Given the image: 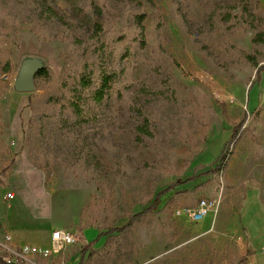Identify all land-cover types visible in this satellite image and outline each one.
I'll list each match as a JSON object with an SVG mask.
<instances>
[{
    "label": "rangeland",
    "instance_id": "374dc122",
    "mask_svg": "<svg viewBox=\"0 0 264 264\" xmlns=\"http://www.w3.org/2000/svg\"><path fill=\"white\" fill-rule=\"evenodd\" d=\"M32 57L49 71L18 92ZM260 67L264 0H0V229L107 236L79 248L86 264H264ZM104 68L117 77L99 102ZM203 198L220 204L194 222L182 210ZM72 247L37 260L73 264Z\"/></svg>",
    "mask_w": 264,
    "mask_h": 264
},
{
    "label": "built area",
    "instance_id": "2783aa9c",
    "mask_svg": "<svg viewBox=\"0 0 264 264\" xmlns=\"http://www.w3.org/2000/svg\"><path fill=\"white\" fill-rule=\"evenodd\" d=\"M8 196L14 198V194H9ZM219 204L218 199L203 198L199 201L196 208L182 211L192 221L198 222L205 219L211 211L216 210ZM85 245V239H79L78 234L66 228L54 229L48 246L19 244L14 242L11 234L5 233L0 235V258L7 264H39L37 259L51 258L56 256V254H61L68 247H85Z\"/></svg>",
    "mask_w": 264,
    "mask_h": 264
},
{
    "label": "trees",
    "instance_id": "16d2710c",
    "mask_svg": "<svg viewBox=\"0 0 264 264\" xmlns=\"http://www.w3.org/2000/svg\"><path fill=\"white\" fill-rule=\"evenodd\" d=\"M148 1H150V0H148ZM143 21H144V17H143V15H141L140 19H139V27H140L142 33L145 31L144 30L145 27L143 26ZM97 30L98 31L101 30V27L98 26ZM9 67H10V61H6L4 63V69H5L6 73H7V71H9ZM48 71H49L48 68L43 67L38 75H40V76L45 75V74H47ZM262 71H264V67H260L258 69V74H259L258 79L260 78ZM116 77H117L116 71H107V69H105V68L101 71L99 87L94 92V96H95L96 101L102 102L103 100H105V98H108L111 95V89L114 85ZM78 85H80L82 88H81V90H79L77 92H80L82 90H86L89 87H91V85H92L91 79H87V77L83 76L80 79ZM74 108L76 109V112H79V106L75 105ZM245 118H247V116ZM242 126H243L242 123L237 124L235 126L234 133H233L230 141L228 143H226L224 149L222 150L221 155L219 156V161H218L216 167L213 170H211V172L224 173L226 171L227 166H228V161H229L230 156H231V147L239 138L240 132L242 131ZM4 173H5V171H4ZM4 173H1V175H3ZM1 183H3V181L0 178V184ZM165 193H166V191L160 192L158 194V196L156 197L153 205H151L147 209L143 210L142 212H139L137 214L132 215L129 223H127L122 228L115 229V231L124 232L125 230L131 228V226H133V222L135 220L141 219L146 214H148L150 211H152L154 207L158 206V204L160 203L161 196ZM101 236H103V235L102 234L99 235L97 240H99ZM81 250H83L84 254H85V249H81ZM248 253L249 254L254 253V251L251 249V247L247 248V254L243 257L244 259L247 257ZM85 256L82 257V259L79 261L78 264H86L87 258H85ZM0 264H7V263L2 258H0Z\"/></svg>",
    "mask_w": 264,
    "mask_h": 264
},
{
    "label": "crops",
    "instance_id": "0c3cea01",
    "mask_svg": "<svg viewBox=\"0 0 264 264\" xmlns=\"http://www.w3.org/2000/svg\"><path fill=\"white\" fill-rule=\"evenodd\" d=\"M0 206H4L6 207V205H3V204H0ZM0 209L4 210L3 208L0 207ZM0 222L3 223V225H6V226H10L8 225L10 222H9V217H7V219H4L2 217V215H0ZM3 229H6V227H2ZM208 230V229H207ZM9 231V234L11 233V235L13 236V240L14 242L16 243H19V244H24V245H43V246H47L48 243H50L51 241V233L53 230L51 229H47V230H41V229H38L35 225H28V224H23L22 222H18V224H14L13 226V231L12 230H7ZM7 231H3L0 229V235H3L5 233H7ZM87 231V229L85 230ZM88 232V231H87ZM86 236H88L87 234H85ZM38 236H41V237H45L44 241H45V244H29L27 243L26 241L28 240H31V241H36L38 239ZM107 236H101L99 240H96L94 242H90V239L88 238V241H86V245L87 248H93L95 245H97L99 242L103 241V239H105ZM47 244V245H46ZM92 244V245H91ZM73 250H74V247H72ZM80 247H78V249H75V253L73 255L70 256L71 260L73 261V264H78L79 261L82 259L83 256H85L86 254H84V251L83 250H79ZM98 248V246L96 247Z\"/></svg>",
    "mask_w": 264,
    "mask_h": 264
},
{
    "label": "water",
    "instance_id": "95a60500",
    "mask_svg": "<svg viewBox=\"0 0 264 264\" xmlns=\"http://www.w3.org/2000/svg\"><path fill=\"white\" fill-rule=\"evenodd\" d=\"M45 64L40 58L25 59L15 79L14 87L18 92H32L35 89L36 78Z\"/></svg>",
    "mask_w": 264,
    "mask_h": 264
}]
</instances>
